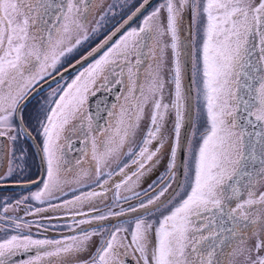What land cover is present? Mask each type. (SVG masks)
Listing matches in <instances>:
<instances>
[{"label":"snow or ice","instance_id":"1","mask_svg":"<svg viewBox=\"0 0 264 264\" xmlns=\"http://www.w3.org/2000/svg\"><path fill=\"white\" fill-rule=\"evenodd\" d=\"M149 3L141 0L120 27L76 61L80 64L92 57V63L70 80L57 72L60 80H56L53 72L57 66L89 39L88 0H0V138L15 145L34 142L39 136L36 147L42 168L35 178L12 180L25 174L27 149L21 147L20 163L9 164L0 172V185L11 181L24 188L38 187L20 198L3 197V212L9 211L10 199H15L13 207L34 201L56 208L51 204L59 199L56 194L66 196L65 187L75 185L73 198L65 199L60 207L72 216L69 229H79L78 234L63 239H36L19 233L22 228L30 229L31 222L13 219L18 234L0 239V264H10L18 253L34 249L20 264H51L46 258L87 252L97 235L101 243L79 264H126L128 256L135 264H226L232 257H243L242 264H264V232L259 228L264 224V216L259 215L264 210V192L255 191L264 180V0H163L143 16L138 27L129 28L109 46L116 33ZM188 12L190 53L179 35ZM50 13L58 26H48L45 17ZM105 16L101 13L93 34L99 32ZM166 36L168 44L163 43ZM148 42L161 56L141 84L137 79L141 50ZM169 47L170 64L163 55ZM133 55L135 63L130 59ZM124 68L133 103L119 105L115 123L99 136L87 138L89 169L80 159L72 164L68 153L73 136L84 129L85 120L88 133L94 131L93 118L87 112L89 97L101 89L110 90L109 76H123ZM48 78L55 86L40 97L31 113L26 112L30 99L40 94ZM149 105L148 125L140 142L124 152ZM165 152L167 174L148 185L145 200L136 189ZM130 164L136 167L129 174ZM181 168L184 183L177 181L176 189L168 193ZM115 175L120 176L119 182L107 189ZM85 178L90 182L85 184ZM96 187L101 190H91ZM83 188L89 190L80 191ZM121 189L130 195L121 196ZM108 190H113L116 206L121 200L136 199L138 204L129 203L127 210L119 212L102 213L98 207L80 210L96 199H106ZM77 191L79 195H75ZM33 211L39 214L45 209L28 206L26 215ZM93 212L100 214L93 216ZM155 212L160 215L154 222L146 218ZM77 216L85 218L77 220ZM110 217L124 219L107 228L91 227L94 221H109ZM201 218L204 223L197 226L195 221ZM0 219L11 218L0 214Z\"/></svg>","mask_w":264,"mask_h":264},{"label":"rangeland","instance_id":"2","mask_svg":"<svg viewBox=\"0 0 264 264\" xmlns=\"http://www.w3.org/2000/svg\"><path fill=\"white\" fill-rule=\"evenodd\" d=\"M100 1H102V0H100ZM162 2H160V3H162ZM140 3H141V0H105V3L103 4V6L98 3L99 8L102 6L101 7V13H106L103 24L100 28V29H102L101 30L102 34L98 35L99 32L95 33V34H93L91 32L92 27L96 25V22L100 18V15H101V13H99V12L97 13V12L93 11L91 13V15H88V25L87 26H88V30H89V34H90L89 39L87 41H84L82 43V45L79 46L77 49H75L72 53L67 54V56L62 60L61 64L57 66V69L55 72H57V71L59 72V71L63 70L65 67H67L68 64H71L74 61L79 60L81 58V56L84 55L88 50H90L91 48L98 45V43H100V42H98L99 39L97 36H101L102 41H103L106 38V36L110 35L112 32H114L116 30V28L120 27V25L127 18V16L130 15ZM160 3H158L155 7H157ZM110 5L112 6V8L109 11ZM52 15H54V14L50 13L49 18H51ZM53 20H54L53 26H58L59 22L55 20V16L53 17ZM190 24H191V13L188 12V13H186V16H184V19L180 24L179 35L189 45V47L186 49V51L189 53L192 51V48H191L192 37L189 36ZM138 26H139V22H138V24L136 23L133 27H138ZM112 30H114V31H112ZM163 43H165V44L170 43V38L167 36L164 37ZM146 49H149V51H148L149 53L150 52L152 54L154 53V51L151 49V42H148V46L143 47L141 50L142 54H141L140 59H141L142 63L139 66V74H138V78H137L138 82L141 84L146 81V79H147L146 73L150 70V67L152 64L151 58H150V62H148L145 59L146 57H145L144 52L146 51ZM159 53H160V51H159ZM152 54L150 56H152ZM163 55L165 56L166 60L170 64L171 55H172L171 54V48L169 47V48L165 49V52L163 53ZM160 56H161V53L158 55V57H160ZM130 59L133 63H135L136 57L134 55L132 57H130ZM187 59H189V57ZM145 61H147L148 63H146L145 67L142 68V65ZM158 62H159V59H158ZM123 71H124L123 76H118L115 73L111 74L109 76V80L111 81L110 85L114 84L115 81L117 79H119L122 83V89H121L120 96H118L117 104H113V105L117 106L115 108L114 107L112 108L113 109V115L108 116V119H107L108 122H107L106 128L108 127V125L110 123L111 124L115 123V115L120 112L119 105H131L133 103L132 95H130L129 92L127 91V87H128L127 68H124ZM134 71H135V69H134ZM119 72H120V69L117 68L116 73H119ZM165 73H167V65L165 66ZM75 74H77V73H75ZM75 74L71 75L66 80H70ZM187 83H188V80H187V73H186L185 84L187 85ZM136 96L139 97L138 92L136 93ZM125 98H127V99H125ZM37 101L34 103L35 105H36ZM150 107L151 106L149 105L148 108H146L145 119L143 121H141L140 127L138 128L136 135L133 136L132 139L128 142V144L126 145V147L124 149V152H127L128 148H133V149L136 148V146L140 142V140L144 134V131L148 125L147 115L150 112ZM130 114H131V109H129V115ZM84 123H85L84 129H87V121H85ZM93 128H94V125H93ZM89 135L90 136H99L100 133L96 132V130L94 128V131L92 133H89ZM74 138H75V136H73L72 139H74ZM39 141H40V137H39ZM24 142H26V141H24ZM24 142L21 141V142L14 145L9 141L8 166H9V164L20 163V161L18 159L21 156L20 149H21V147L27 149L25 159L23 161L24 168H25V174L23 177L17 175L15 177H13L12 180L32 179L33 175L32 176L30 175L29 169L32 166H36V165H34V163L36 162V164H38V161H39V160L35 159V161L33 162V157H35V154H34L35 150H34L33 145L31 144V142L30 141H29V143H24ZM89 147H90V144L87 143L88 150H89ZM154 147H155V144L153 145V148ZM77 154H76V156L74 155L72 157L71 152L68 153L72 164H75V161L77 159H80L82 164H83V167L85 169H89V166L91 163V157L86 156V160H84V155H82L80 152H77ZM165 154H166L167 160H168V153L165 152L164 155ZM181 157H180V159H181ZM122 159H124L126 162H128L127 157H122ZM157 164L152 167V169L155 170V174L153 176H152V174L148 175V172L150 170L148 172H146L144 177L140 181L139 187L136 189L138 192H141V197L145 200L147 197L143 196V192L145 190H148V185L152 184L154 181H156L157 178L160 177L159 175H161L163 173V171H161V174H159V170L157 169V166H158ZM178 164H179V161H178ZM110 166L112 168H115L116 164L111 163ZM27 167H29V169L26 170ZM135 167H136L135 165L130 164L129 168L126 169V172L130 174L133 171V168H135ZM163 169L165 170L166 167H164ZM105 170L107 171V169H105ZM151 172H153V171H150V173ZM165 173H166V171H165ZM178 176H179V171L176 173V178L171 182V187L168 189V193H171L173 191V189L175 188V186L177 184ZM91 178L92 179L95 178L94 173H92ZM150 179H152V180H150ZM119 180H120L119 175L113 176L111 178V180L109 181V184L106 186V188L112 189V185L116 182H119ZM9 182H11V181H9ZM89 182H90V180L88 178L84 179L85 184H87ZM37 187H35L31 190H22V191H16V190L0 191V198L3 196L4 197L20 198L22 196L28 195L30 191H35ZM74 187H76V186L72 185L70 187H65V192L67 193L66 196L62 195L60 193L57 194V196H59V199H53L51 201V204L57 205L56 208L49 207L48 203L41 205L38 202H34V201H27L25 204H21L18 207H13L15 205V199H10L8 201L9 211L7 213H4L3 212L4 201H0V214H2L5 217L11 218V219H0V239L7 238L8 236L18 234L17 231L13 230L14 229V225L12 224L13 219H19L22 223L23 222H31L32 227L30 229L22 228L19 230V233L24 234V235H32L33 238H36V239H45V238H47V239H63L69 235L78 234L79 229L75 228L74 225H73V227L75 228V231L70 230L68 227V225L73 224L72 216L70 214H67L66 209L60 207V205L63 204V201L65 199H72L73 198L74 194H73L71 189ZM258 188H259L258 194L260 192H264V182ZM88 190L89 189H87V188H83L80 191H88ZM91 190L100 191L101 189L99 187H96V188H93ZM80 191H77L75 193V195H79ZM168 193H165V196H167ZM149 194H151L150 190H149ZM125 195H130V193L126 192L124 189H121V196H125ZM162 199H163V197H162ZM33 203H35L36 207L43 208V209H45V211H42L39 214H35L33 211V214L26 215V208H28V206H31V208L33 210L36 208L33 206L34 205ZM129 203H131L132 205L135 206L138 204V201L136 199H132L131 201H128V202L121 200L119 206L114 205L113 204V190H108L106 199H96L92 202V204H85L82 208H80V206L77 205V208H80V210L83 212H88L90 207H98L100 209V212H102V213H107L109 210H111L113 212H119L121 210V208L127 210L129 207ZM161 211H165V210L161 209ZM140 213L144 214V210H140ZM98 214H100V213H98V212L91 213V215H93V216L98 215ZM159 215H160L159 212H155L152 216H146V218L150 219L154 222L155 219L157 217H159ZM205 215H208V214H205ZM260 216H264V210H261ZM84 218L85 217H83V216H77L76 217L77 220L84 219ZM123 219L124 218L117 219V218L110 217L109 221H94L93 224L91 225V227H101L102 226V227L107 228V227H111L112 223H118L120 220H123ZM195 223L197 226H199V225L204 223V220H203V218H201V219L196 220ZM37 224H39L40 227H37ZM82 227H89V226L84 225ZM259 228H260V231L264 232V224H260ZM101 239L102 238L99 235L94 236L92 238V241L90 242L88 251L85 253H82V254H79L76 256H72V257H68V258L50 257V258H46V261L50 260L51 264H79L80 261L87 260L94 253L96 247L99 246V244L101 243ZM33 251H35V250H33ZM27 258H25V259H27ZM21 261H18L17 263H14V264H20ZM242 262H243V257H232L227 261L226 264H242Z\"/></svg>","mask_w":264,"mask_h":264},{"label":"flooded vegetation","instance_id":"3","mask_svg":"<svg viewBox=\"0 0 264 264\" xmlns=\"http://www.w3.org/2000/svg\"><path fill=\"white\" fill-rule=\"evenodd\" d=\"M163 0H157L136 22H134V24L133 25H131L129 28H131V27H133L136 23L138 24V22H139V24H140V22H141V20L143 19V16H145V15H147L149 12H151L154 8H155V6L158 4V3H160V2H162ZM99 4H101L102 6H103V4L105 3V0H102V1H100L99 0V2H98ZM97 2H96V0H92V2L89 4V7L91 8V11H90V13L88 14V15H91V13L94 11V12H99V13H101V7L99 8V4H98ZM185 16H186V14H185ZM53 17H54V15H52V17L51 18H49V15L47 16V17H45L48 21H49V24H48V26H50V27H53V22H54V20H53ZM129 28L127 29V30H129ZM102 29H100V31H99V33H98V35H101L102 34V31H101ZM126 30V31H127ZM112 31H114V30H112ZM111 31V32H112ZM125 31V32H126ZM110 32V33H111ZM124 32V33H125ZM123 33V34H124ZM122 34V35H123ZM98 37V39H99V41L98 42H102V37L101 36H97ZM120 38V37H119ZM118 38V39H119ZM117 39V40H118ZM253 43H255V44H257L258 45V40H256V39H253V41H252ZM99 44V43H98ZM149 51V49H146V51L144 52L145 53V59L148 61V62H150V58L152 59L151 60V62H152V64H151V67L150 68H154L155 66H156V64L158 63V59H159V57H158V55L160 54L159 53V50L158 49H156L155 51H154V53L152 54L151 52L149 53L148 52ZM143 53V54H144ZM102 54V53H101ZM152 54V56H150ZM147 55V56H146ZM258 55V47L256 48V51H255V53H254V55H253V58H255L256 56ZM96 58H98V56L96 57ZM80 60V59H79ZM189 60H190V57H189ZM147 61H145L144 63H143V65H142V68H144L145 67V65H146V63H148ZM93 62V60L92 61H90L88 64H90V63H92ZM76 63V61H74L73 63H71V65H73V64H75ZM87 64V65H88ZM69 65L70 64H68L67 65V67H65L64 69H66V68H69ZM87 65H85V66H83L82 68H80V69H78V70H76V71H74V72H72V73H70V74H68V75H65L64 76V78L65 79H68L71 75H73V74H75V73H77L78 71H80V70H82L84 67H87ZM189 66V65H188ZM64 69L63 70H61V71H59V73H61L62 71H64ZM51 71V70H50ZM58 72V71H57ZM57 72H53V76H56L57 75ZM51 78H48V81L50 80ZM58 80H60V79H58ZM61 83H63V81H61ZM115 84V83H114ZM114 84H112V85H109V87H111V86H113ZM50 86L51 87H54L55 85H54V83H51V84H48V85H46V86H44L43 87V90L40 92V94L38 95V96H35L34 98H32V99H30V102L28 103V106H27V109H26V112H28V113H31L33 110H34V108H35V102L37 101V100H39L40 99V97L41 96H43V95H46V93H47V90L50 88ZM101 90H103V89H101ZM98 92V91H97ZM96 92V93H97ZM121 94V93H120ZM120 96V95H119ZM91 97V96H90ZM90 97H89V100H90ZM118 102V101H117ZM117 102L115 103V104H117ZM113 106L111 107V109L109 110V113L111 112V113H113ZM87 112L91 115V113H90V106H89V102H88V105H87ZM109 113H108V116H110L109 115ZM86 121V120H85ZM93 125H94V128H95V130H96V132H101V130H103V129H105V128H102L101 130H99L97 127H96V125H95V122H94V120H93ZM249 131H253V129H251V128H249ZM33 135H35V132H33ZM88 137H90V135H89V133H88V131H87V129H84V130H82L80 133H78L77 135H75V138L74 139H72L73 140V143H72V145L73 146H75V145H78V147L77 148H75L74 150H72L71 149V156L73 157L74 155L76 156V154H77V152H80L82 155H84V160H86V155H85V152H87L88 151V148H87V138ZM36 139H37V136H36ZM22 142H24V141H22ZM31 142V144L33 145V143H32V141H30ZM75 142V143H74ZM77 142V143H76ZM24 143H29V141L27 142H24ZM5 152L3 153V158H4V165L2 166V168H1V170H0V172H2V171H5L6 169H7V167H8V159H9V141L7 140V138H6V141H5ZM33 147H34V145H33ZM90 148V147H89ZM32 150V149H31ZM34 150H35V157H33V162L35 161V159H37V160H39V158H38V154H37V152H36V149H35V147H34ZM76 152V153H75ZM78 155V154H77ZM89 157H90V155H89ZM181 159H186V156H182L181 157ZM166 164H167V156H166V154L161 158V160H160V162L157 164L158 166H157V169L159 170V174H161V171H163V173L162 174H164V175H166V173H165V170L163 169L164 167H166ZM34 165H36V166H32L30 169H29V167H27L26 168V170L27 169H29V173H30V175L32 176L33 175V178H35L39 173H41V166H40V162L38 161V164H36V162L34 163ZM135 170V168H133V171ZM150 171H153V172H151L150 173ZM149 172H148V175L149 174H152V176L155 174V170H153L152 168H151V170H150ZM161 174V175H162ZM29 175V174H28ZM29 175V176H30ZM161 175H159V176H161ZM151 176V177H152ZM150 180H152V179H150ZM177 181H179L181 184H183L184 183V176H183V169L181 168L180 170H179V176H178V180ZM263 182H264V180H262V181H260V183H259V185H258V187H260L262 184H263ZM9 183H12V182H9ZM176 187H177V184H176V186H175V188L174 189H176ZM256 188L255 189V191H256V193L258 194V190H259V188ZM33 188H35V187H33ZM33 188H31V189H33ZM30 189V190H31ZM28 190V189H27ZM4 191V190H3ZM16 191H20V190H16ZM22 191V190H21ZM58 194V193H57ZM56 194V195H57ZM4 197V196H3ZM3 197H1L0 198V201H4L2 198ZM244 198H247L246 197V194H245V196H244ZM235 206V204L233 203V207ZM260 213H261V210L259 211V215H260ZM209 215V214H208ZM205 234H207V233H205ZM35 250V249H34ZM33 252H35V251H33ZM34 254V253H33ZM227 263V262H226ZM14 264V263H13Z\"/></svg>","mask_w":264,"mask_h":264},{"label":"water","instance_id":"4","mask_svg":"<svg viewBox=\"0 0 264 264\" xmlns=\"http://www.w3.org/2000/svg\"><path fill=\"white\" fill-rule=\"evenodd\" d=\"M156 1L157 0H150V3L144 9H142L141 13L137 14V17H135L128 24L124 25V27L121 28L120 32L116 33V35L112 38V41H110L109 46L111 45V43H114L131 25H133L134 22H136ZM91 2H92V0H88V4H90ZM104 50H106V48ZM93 59L94 58L90 57L87 61H82L80 64L75 63V64H73V65H75L74 68H67L68 69L67 72L62 71L61 73L64 76L68 75V74L82 68L83 66L87 65ZM188 67L190 68V64ZM55 78H56V80H58V79H60V76L56 75ZM51 83H53V82L50 79L48 81V83H45L43 85V87L48 85V84H51ZM121 89H122V83L121 82L115 83L113 86L110 87V90H99L94 96L90 97V100H89L90 113H91V116L95 122L96 127L99 130L106 127L107 122H108L107 119H108L109 110L111 109L113 104H115L118 101V96L121 93ZM5 141H6V137L0 138V170H1L2 166L4 165L3 153L5 152V148H6L5 147ZM32 143H33V145L36 149V152L38 154V158H39V162H40V166H41L40 153L36 147V145H39V143H38L37 139H35L34 142L32 141ZM73 145L71 146L72 150H74L75 148L78 147V145H75V146H73ZM41 172H42V168H41ZM33 187H36V186L29 185L28 188H24V187H21L19 185L13 184V183H7L5 185H0V190L30 189ZM30 255H33V252L19 253L16 256L11 258L10 264L17 262V261H21V260L29 257ZM124 259L126 261V264H135L134 260L129 256L125 257Z\"/></svg>","mask_w":264,"mask_h":264}]
</instances>
